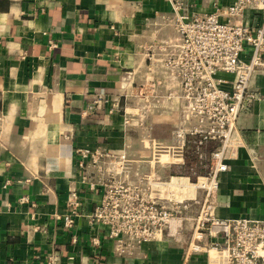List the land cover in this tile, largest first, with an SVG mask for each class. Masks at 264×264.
Instances as JSON below:
<instances>
[{"label":"crops","instance_id":"0c3cea01","mask_svg":"<svg viewBox=\"0 0 264 264\" xmlns=\"http://www.w3.org/2000/svg\"><path fill=\"white\" fill-rule=\"evenodd\" d=\"M233 2L195 0L190 11H223ZM225 19L254 27L260 17L246 9ZM179 41L167 0H0V264L224 259L204 251L185 258L204 192L180 186L181 178L202 171L191 144L174 134L183 102L168 62ZM250 54L246 46L241 60ZM219 77L230 89L234 75ZM248 93L255 99L238 112L236 149L218 176V219H264V66ZM96 146L123 151L127 163L117 178L173 211L169 225L131 255L117 254L107 227L90 218L102 193L82 184L77 150ZM73 190L81 206L67 229L56 215L67 210ZM185 195L182 208L175 199ZM216 240L223 243L221 236Z\"/></svg>","mask_w":264,"mask_h":264},{"label":"built area","instance_id":"2783aa9c","mask_svg":"<svg viewBox=\"0 0 264 264\" xmlns=\"http://www.w3.org/2000/svg\"><path fill=\"white\" fill-rule=\"evenodd\" d=\"M179 34L178 52L168 62L180 81L183 115L174 130L183 145L191 151L200 170L196 181L181 178L183 189L188 186L204 192L185 258L193 253L223 255L216 264H264V219H218L213 214V200L218 189V176L228 170L227 160L234 154L233 132L243 103L255 99L248 93L250 79L264 66V0H234L223 11H190L195 0H167ZM251 9L260 20L254 27L230 23L226 17H240ZM250 46L248 61L241 60ZM234 75L230 89L219 73ZM89 106L88 110H92ZM85 113V112H83ZM125 119V123H128ZM77 168L82 184L91 191L101 192L100 201L90 213L93 222L107 227L108 237L119 255H131L142 244L152 241L155 234L173 219V211L148 199L140 186L127 184L117 176L124 172L127 158L123 151L106 147L77 150ZM94 169L92 175L88 169ZM203 173V174H202ZM184 198H177L185 208ZM25 200V198H22ZM81 201L76 190L69 193L68 208L56 215L64 228L77 222ZM178 210V209H176ZM223 238V243L216 240ZM99 244L98 237L91 238Z\"/></svg>","mask_w":264,"mask_h":264},{"label":"rangeland","instance_id":"374dc122","mask_svg":"<svg viewBox=\"0 0 264 264\" xmlns=\"http://www.w3.org/2000/svg\"><path fill=\"white\" fill-rule=\"evenodd\" d=\"M192 160H188V164H189V166L191 167V164H190V162H191ZM202 172H204V169L203 170H201ZM203 174V173H202ZM188 177H189V181L192 183V182H195L196 181V176H193V175H191V176H189V175H187Z\"/></svg>","mask_w":264,"mask_h":264}]
</instances>
